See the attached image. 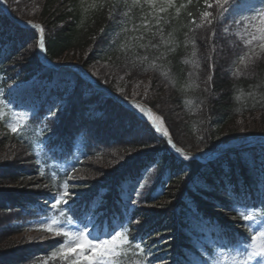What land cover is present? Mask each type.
Masks as SVG:
<instances>
[{"label":"trees","instance_id":"obj_1","mask_svg":"<svg viewBox=\"0 0 264 264\" xmlns=\"http://www.w3.org/2000/svg\"><path fill=\"white\" fill-rule=\"evenodd\" d=\"M5 1L14 16L32 20L14 11L11 0ZM66 1H71V10L61 7L64 0H40L38 15L30 16L45 30L49 58H69L87 70L89 65L101 64L117 76L125 74L128 80L148 77L147 91L152 99H134L162 117L172 140L183 151L212 150L231 140L264 136V128L241 136L235 127L238 117L264 113V55L240 64L247 49L223 34L216 9H209L217 17L213 23H203L200 3L186 5L172 0L160 20L166 35L162 45L151 40L120 51L116 44L108 46L105 39L113 28L112 2L84 10L79 0ZM120 9L118 4L116 14ZM20 36L26 49L12 54L10 63L19 70L20 80H28L38 66L36 35L20 31ZM13 71L7 67V73ZM93 77L117 93L113 85ZM72 80V90L67 91L66 86L58 94L59 98L67 94V106L56 112V121H47L50 145L62 143L71 150L75 140L82 143V161L75 163L71 174L40 167L32 134L8 133L0 121V264H35L59 248L61 237L30 240L18 237L15 226L25 224L35 211L43 213L42 208H30L33 197L49 201L58 188L63 191L65 183L74 195V207L69 206L68 215L75 219L91 210L89 227L100 231L115 229L114 224L129 227L137 239L143 238L151 264H184L191 260L189 253L202 254L204 248L195 246L187 231L191 218L215 222L227 243L242 238L250 241L251 232L236 207L242 198L264 217V148L249 150L251 157L236 152L205 165L176 157L144 123L114 100L102 99L76 75ZM88 90L91 96L81 99ZM164 90L170 93L167 100L159 97ZM160 103L162 107L167 103L174 116L164 115L156 107ZM90 107L102 115L89 119L90 115L83 113ZM151 166L154 169L134 194L138 203L129 210L124 200L133 195L131 185ZM69 176L75 178L69 180ZM76 207L80 212H73ZM127 251L126 264H136L139 257L133 249Z\"/></svg>","mask_w":264,"mask_h":264},{"label":"rangeland","instance_id":"obj_2","mask_svg":"<svg viewBox=\"0 0 264 264\" xmlns=\"http://www.w3.org/2000/svg\"><path fill=\"white\" fill-rule=\"evenodd\" d=\"M40 0H11L12 2V9L15 11L21 13V17L29 18L32 20H35L36 18H30L32 15L33 17L37 16L40 10V8H37L38 2ZM63 1V0H62ZM62 2L61 7L66 8L67 10H71V1ZM60 2V1H59ZM112 2L113 5H118L122 2L121 11H119V14L117 15V19L113 18L116 16V9L117 6L113 8L112 19L111 22L113 23L114 27L111 31H108L106 34L105 39L109 40V45L113 44L116 39L118 40V45L121 48L129 47L133 44L138 43H150L151 40L157 41L158 45H162L163 41L166 38V35L164 33V27L162 26V23H160V20H162L165 16L164 12H160L159 8L163 6L166 10L170 8V6L167 3V0H155L154 7H149L145 0H140V4H137L133 6L132 0H79V5L81 4L82 8L84 10L89 9L93 7L96 4H107ZM193 3L194 5H197L198 3L203 6V11H210L209 8H207L208 3H214V0H184V3ZM241 4L243 5L242 13L244 16H253L256 14V11H259L261 9H264V0H242ZM83 10V11H84ZM27 11V13H25ZM127 13V15H125ZM234 19H239V16H236L235 18L229 16L224 20H228L227 23L224 26L223 32L225 35L231 36L234 38L237 42L241 43L244 47L248 48L246 52L252 53L253 51L259 52V42H254L252 46H247L245 44V41L250 38L248 32L245 31L244 25L241 24L239 27L234 23ZM201 20V15H200ZM37 21V20H36ZM147 21V27H145V22ZM202 22V21H201ZM207 23V22H203ZM227 29V31H226ZM251 31V30H248ZM145 42H144V41ZM108 45V46H109ZM147 45V44H146ZM108 46L105 47L108 50ZM57 61H61L65 64L71 62L72 64L78 65V61L75 60H69L65 57L58 58ZM103 66L100 65H89L88 71L93 74L94 76H98L103 82L113 85L114 90L122 95L137 98L142 100L146 96L152 99L150 96V92L148 93V85H150V80L148 77H143L140 75L139 77H135L134 79H127L125 74L123 76L119 75L117 73H114L113 71L108 69H103ZM41 73H47L50 70L46 68L45 66H41ZM87 71V70H85ZM88 73V72H87ZM136 75V74H135ZM60 76H63L65 78H70V76L66 73L62 72H55L52 73V81H46V80H40L38 77L34 79L32 83H28L26 85H22L18 82L14 83L10 87V91L1 92L0 91V117L3 119L4 127L7 131H10L8 128V124L17 125L19 124V127L21 125L25 124L26 121L30 118L31 114H35L38 109L40 108V104L42 102L46 103L47 98H50V100L53 99V97H48L51 90L54 87L60 86L62 83H58V79ZM7 92H10L9 95H7V99H1L6 95ZM166 94L170 95L167 90H164V93H161L159 97L162 98V100H167ZM158 96V94H156ZM154 98V97H153ZM62 101H56L54 104H61ZM54 104L53 107L54 108ZM162 103L158 104L156 107L160 109V111L166 115L168 118L171 116L173 117V113H169L167 110L169 105L166 103L167 107H162ZM44 108H46L47 113L43 116V120L50 116V112L52 108H49L48 105H45ZM20 114H23L24 119H20ZM43 122V121H42ZM163 123V122H162ZM165 124V123H164ZM235 127H237L238 131L241 136H245L247 134H252L253 132L251 130L253 129H262L264 128V113H254V115H245L238 117V120L236 122ZM40 130H43V128H40ZM255 137L247 138L251 139L247 142L251 143H261L264 144V140L260 139H252ZM42 143L37 144V148L39 150L42 149V144L45 142L43 139L41 141ZM240 142L232 141L229 143L228 146H234L236 144H239ZM35 180V179H32ZM37 185H35L36 187ZM34 187V188H35ZM38 204H43L44 206H47V203L43 202L41 203L40 200H37ZM53 215L48 216H40L39 218H35L26 224L23 225H16L15 229L18 230L20 233L17 235L20 236H26L30 240H35L34 238L39 237L38 241H43L50 236H54L52 232L45 231L44 225L41 223L42 221L47 220V222H51L50 217ZM61 218L60 215H56ZM69 220V219H68ZM67 220V221H68ZM61 221V219H60ZM67 221H61L62 224L68 229L71 230H78L79 228H82L85 226L83 222L74 221L73 223L69 224ZM262 223V221H257L256 219L254 221H249L247 224L249 227H251L253 230H257V225ZM14 227V225H13ZM191 230H194L195 237L194 241L198 245L202 244H212L213 238L216 239V244L218 245L217 253H213L212 257L209 258L210 263L214 264V261H219L220 264H233V261L231 259L232 255L234 253L228 252L226 249H224L223 246V238L219 237V231L215 226H211L210 228H206L204 231L201 228H198V226H191ZM95 235V233H93ZM203 234V235H199ZM39 235V236H38ZM225 253V255H221V253ZM195 261L198 262L197 264H200L199 258L195 257ZM56 260V262H55ZM37 264H60L59 257H52L51 254L44 256L42 259H40ZM189 264V263H185ZM255 264V262H253Z\"/></svg>","mask_w":264,"mask_h":264},{"label":"snow or ice","instance_id":"obj_3","mask_svg":"<svg viewBox=\"0 0 264 264\" xmlns=\"http://www.w3.org/2000/svg\"><path fill=\"white\" fill-rule=\"evenodd\" d=\"M154 2L155 0H145V3L149 7H154ZM167 3L171 6L172 0H167ZM132 4L133 6L140 4V0H132ZM207 8L216 9L221 21L229 16L233 18L239 16V19H234V23L238 27L243 24L245 31L248 32L250 36V38L245 41V44L247 46H252L254 42H259L260 52L257 53L253 51L251 55L245 53L240 57V64L246 65V62L251 61L253 56L259 58L264 55V9L256 11V14L253 16H244L242 13L243 5L240 3V0H214V3L207 4ZM159 11L164 12L166 9L161 6ZM125 15H127V13H125ZM111 16L112 14H110V18ZM216 18L217 17L213 15L212 11L206 10L201 13L202 22L212 24ZM27 23L33 28L39 29L41 33L44 32V29L39 24H32L31 21ZM144 26L147 27V21ZM103 31L104 30L101 29V32ZM39 47L41 50L45 49L43 39H41ZM193 55H195V53H193ZM211 80L212 76L209 75L208 81L210 82ZM139 110L141 113L145 112L143 108ZM52 115L55 114L53 113ZM20 119H24L23 114H20ZM148 119L151 121L155 131L160 132V126L156 123V119L158 118H153L151 114H148ZM8 128L11 132L17 133L19 124H8ZM162 135L168 138V144H170L177 153L183 156L185 160L189 159L188 154L176 148L167 130L163 131ZM73 171H75V169H73ZM74 178L75 177L69 176V180ZM137 194L139 195V192ZM52 199L54 203H52L51 207L54 210L62 208L63 205H66L72 199L68 191L67 183L63 185V191L58 190ZM132 203L136 204L138 201L133 200ZM245 207L244 205L240 206V214L243 220L245 222L254 221L255 215L252 211H243ZM64 215L65 214L61 211L60 216ZM48 219H50V223L47 222V220L41 222L44 225V230L52 232L54 236L63 238V242L59 244V248L51 254L54 258L57 256L59 257L60 264H126V258L129 254L127 251L128 249H133V254L139 257L136 264H151V261L146 259L149 249L144 243L143 238L137 239L136 236L131 234L127 226L121 225L119 230L111 229L108 232L94 235L87 225L78 230H71L66 228L55 214ZM73 222V220L67 221L69 224ZM248 231L252 233L250 236V243L247 238H242L234 242L230 241L222 247L228 252L234 253L231 257L233 264H253V262H255V264H264V223L258 224L257 230H253L249 227ZM221 255L223 256L225 253L222 252ZM214 264H220V262L214 261Z\"/></svg>","mask_w":264,"mask_h":264},{"label":"bare ground","instance_id":"obj_4","mask_svg":"<svg viewBox=\"0 0 264 264\" xmlns=\"http://www.w3.org/2000/svg\"><path fill=\"white\" fill-rule=\"evenodd\" d=\"M0 6L4 8V5H3V3H2L1 1H0ZM68 66H70V65H64V67H62V68H63L62 71H63V72H66V71L72 69V68H70V67H68ZM145 113H146L147 115H148V114H151V116H152L153 118H158V119H156V123H157V125L160 126V129H161L160 133H163V131L166 130L164 124L162 123L161 118H160L156 113H154L153 111H151V110H149V109H145Z\"/></svg>","mask_w":264,"mask_h":264},{"label":"water","instance_id":"obj_5","mask_svg":"<svg viewBox=\"0 0 264 264\" xmlns=\"http://www.w3.org/2000/svg\"><path fill=\"white\" fill-rule=\"evenodd\" d=\"M171 148H172V146H171ZM188 155L198 157V154H188ZM205 159H208V157H205Z\"/></svg>","mask_w":264,"mask_h":264}]
</instances>
